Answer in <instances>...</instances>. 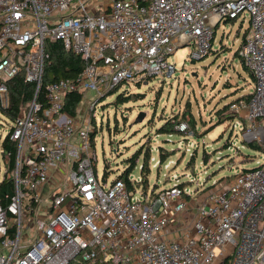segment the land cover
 Here are the masks:
<instances>
[{"label": "built area", "instance_id": "1", "mask_svg": "<svg viewBox=\"0 0 264 264\" xmlns=\"http://www.w3.org/2000/svg\"><path fill=\"white\" fill-rule=\"evenodd\" d=\"M246 16L239 56L254 88L230 113L264 157V0H0V110L9 106L7 81L22 72L36 85L9 134L17 150L14 189L0 203V264H264V159L203 200L179 183L138 194L123 180L99 181L91 123L81 105L75 117L64 111L69 94L96 92L92 111L124 83L171 77L178 48L204 58L217 27ZM55 41L82 70L44 83L46 44Z\"/></svg>", "mask_w": 264, "mask_h": 264}, {"label": "rangeland", "instance_id": "2", "mask_svg": "<svg viewBox=\"0 0 264 264\" xmlns=\"http://www.w3.org/2000/svg\"><path fill=\"white\" fill-rule=\"evenodd\" d=\"M248 27L247 16L234 23H221L207 56L191 61L192 47L178 48L169 57V62L176 66L171 77L151 76L139 83H124L111 95L100 96L92 111L88 107L98 94H84L80 108L95 135L91 154L97 160L100 182L107 178L109 185L128 168L127 160L139 155L132 173L140 178L143 158H149V192L156 190L155 185L161 190L183 183V187L196 192L197 199L203 200L220 183L230 182L231 176L263 162L259 150L244 142L238 126L233 127L228 117L231 106L220 115L224 106L254 88L236 55ZM125 91L137 97L116 106L114 101ZM178 114H184L179 121L186 123L189 130L159 134L158 128L170 121L175 123ZM10 124L0 110V181L7 172L8 160L2 144L11 130ZM160 154L165 159L162 163ZM105 171L108 177L104 176ZM142 191L139 186L137 193Z\"/></svg>", "mask_w": 264, "mask_h": 264}, {"label": "trees", "instance_id": "3", "mask_svg": "<svg viewBox=\"0 0 264 264\" xmlns=\"http://www.w3.org/2000/svg\"><path fill=\"white\" fill-rule=\"evenodd\" d=\"M235 21L236 20H227L226 23H228V22L234 23ZM246 33H247V31H246ZM246 33L244 35V38L240 44V47H239L236 55L239 57L242 67L244 69H246L247 72L249 73L251 80L254 84V77H253L252 72L246 66L243 59L240 58V56H239V50L244 45ZM46 50H47V53L49 54V57L46 60V65H45L44 78H43L44 83L52 82V81H55L59 78H75L80 73V71L82 70L81 58L78 55L74 54L73 52H67L64 49L63 44L61 42H59V41L48 42L46 44ZM149 78H151V77H149ZM7 86H8V93H9V106L7 109H4L2 111L6 115V117L10 120V122L12 124L13 121L15 120L20 108L23 105H26L27 103H29L33 99L36 85L34 83L25 82L24 81V74L21 72L15 78L7 81ZM113 91H115V89L110 91L107 94V96L111 95L113 93ZM126 92L127 91H125L124 93H121L117 96L116 100L114 101V104L116 106L119 104H125L129 101H132V99L134 97H137V95L132 94V93H127L128 94L127 95ZM248 97H249V93L243 94L242 96L237 98V100H235L232 103L238 102V101H240L242 99H246ZM82 100H83V96L81 94H77V93L69 94L67 96V99H66V105H65L64 111L68 115L75 117L77 109L81 105ZM232 103L224 106L222 111H220V113L222 112L220 114L221 116L224 115V112L229 110ZM181 116H184V114H182V115L178 114L177 116H175L174 118H175L176 122L173 124L171 123L172 121H170V122H167V123L161 125L158 128V133L159 134H168V135L169 134H181V132H179L178 129L176 128L178 126V124L181 123L179 121V118ZM228 117H229V120H231V122H234L235 118L232 114ZM11 128H12V125H11ZM9 134H10V132H9ZM9 134L2 144V147L4 149L3 150L4 156L6 157V153H10V156L7 159L8 160L7 164H6L7 172L5 174V177L3 178L2 181H0V203H6V201L4 200L5 194L12 193L13 189H14V184H13L12 180L10 178H8V173L13 168V166L15 164L16 150L17 149H16V144L14 142L10 141ZM94 137H95V135L92 132L91 133L92 143L94 142ZM247 144L250 147H252L253 149L259 150V152H260V149L256 144H254V143H247ZM226 148H228V147H226ZM159 157H160V162L162 163L165 160L164 156L162 154H160ZM139 158H140L139 155L129 158L127 160L128 168H126L124 170V172H122L119 176H117L113 181H115L117 179L123 180L127 184V187L130 191H135L137 188H139V186L142 187L144 192L147 191L148 190V172H147V170L149 168L148 167L149 158H145V159L143 158V162L141 163V165L139 167L142 182L141 183H133L129 179L130 175L133 174L132 173L133 170L138 165ZM244 170H246V169H244ZM104 176L108 177L107 171H105ZM233 176H231V178H233ZM179 186L181 188H184L183 183H179ZM155 188H156V190H152L153 195L156 194V191L158 190L159 186L157 187V185H155ZM70 264H86V263L82 262V261H78V259H77V260L71 262ZM96 264H117V263L97 262Z\"/></svg>", "mask_w": 264, "mask_h": 264}, {"label": "crops", "instance_id": "4", "mask_svg": "<svg viewBox=\"0 0 264 264\" xmlns=\"http://www.w3.org/2000/svg\"><path fill=\"white\" fill-rule=\"evenodd\" d=\"M250 94V93H249ZM176 232V229L175 228H169L167 231H166V237H168V238H175V233ZM173 233V234H172ZM130 264H137V263H135V262H132V263H130Z\"/></svg>", "mask_w": 264, "mask_h": 264}]
</instances>
